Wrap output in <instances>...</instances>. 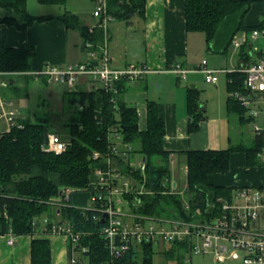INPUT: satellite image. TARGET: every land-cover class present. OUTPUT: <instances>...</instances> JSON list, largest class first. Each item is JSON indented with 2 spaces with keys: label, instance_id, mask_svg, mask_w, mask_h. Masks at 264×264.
<instances>
[{
  "label": "trees",
  "instance_id": "1",
  "mask_svg": "<svg viewBox=\"0 0 264 264\" xmlns=\"http://www.w3.org/2000/svg\"><path fill=\"white\" fill-rule=\"evenodd\" d=\"M37 1L42 5L64 6L68 0ZM253 2L185 0L186 31L204 33L210 48L224 53L239 32L264 28L263 21L259 26L244 24ZM108 4L109 13L115 21L129 23L136 16H144L146 0H108ZM0 11V24L15 26L21 31L35 23L54 19L53 16L30 14L27 0H0ZM58 19L67 29L80 32L84 51L86 42L94 43L96 47L102 45L105 35L100 28L96 27L91 33L89 26L69 12ZM35 55L34 48H0V72H30ZM228 79L229 94L243 90L245 75L242 72H230ZM11 81L10 78L11 87L16 88L15 82ZM124 83L117 84L118 95L104 89L68 90L65 93V100L74 114L67 123L69 139L62 138L68 146L61 154L45 149V135L50 134L49 118H39L33 122L28 117H21L19 123L22 127H14L0 135V235H34L40 228L47 233L52 224H69L73 232L80 235L76 244L69 239L70 253L82 252L89 264H153V244L144 245L141 251L132 249L124 257L113 259L102 234L104 223L94 219L95 211L72 205L71 197L64 206L55 205L58 199L64 198L66 189L91 192L93 167L97 163L92 160V154L99 152L101 159L111 155L114 147L111 135L118 131L122 143L132 147L127 158L118 157L114 161L133 181L134 191H137L128 196L132 211L149 216L186 215L181 193L172 190V153L163 146L166 125L159 105L154 101L147 102V127L141 130L137 108L129 106L122 99ZM187 106L189 132L194 133L206 119L200 90L188 88ZM227 107L229 116L237 115L241 126L248 124L244 117L245 109L230 95ZM230 142L227 149L184 153L187 168L184 194L188 197L191 215H195V210L205 212L208 202L216 197L231 195L234 188L212 184L209 178L213 174L229 172L232 153H244L249 167L259 166L257 153L261 148L260 139L254 138L252 145L234 144L232 138ZM134 153L143 156L144 171L140 166L131 164V154ZM139 185H144L146 193L137 194ZM43 216H48L45 219L48 223L43 222L41 226L40 219ZM56 217L60 218L59 222L53 221ZM176 248L167 250L166 254L173 256ZM31 256L33 264H49V242L46 239H34Z\"/></svg>",
  "mask_w": 264,
  "mask_h": 264
},
{
  "label": "crops",
  "instance_id": "2",
  "mask_svg": "<svg viewBox=\"0 0 264 264\" xmlns=\"http://www.w3.org/2000/svg\"><path fill=\"white\" fill-rule=\"evenodd\" d=\"M31 2L34 3L32 0H27V10L30 14H32L29 10ZM92 3L94 4V0H81V2L80 0H68L64 6L41 4L40 8L43 12L32 15L53 16L54 19L35 23L25 31H21L15 26L0 24V48H34L36 55L32 61L33 70L41 69L47 64L82 63L86 60V54L83 50L84 41L80 32L67 29L58 17L69 12L77 15L86 26H96L97 23L93 24L85 15V9H90ZM263 19L264 0H254L244 19V24L259 26ZM116 22H119V25L109 24L107 41L112 67L123 69L129 65L144 64L152 71L140 81L125 82L122 99L129 106L137 108L141 130H145L147 127V102L158 103L160 114L166 125L163 146L166 151L172 153L171 164L177 162L183 164L184 153L189 151L221 150L227 143L231 145V136H227L230 125L227 107L230 95L228 74L240 71L262 57L264 34L253 39L251 38L252 31L239 32L236 35L237 38H247L240 49H235L231 44L224 53L215 51L210 48L204 33H188L186 31L185 0H146L143 17L136 16L129 23ZM124 31L125 38H122L121 35ZM131 43L134 45L131 46ZM203 60L208 62L210 69L225 71L219 75L217 84L208 85L206 75L197 72V68ZM176 64H180L184 69L190 71L185 81H180L172 72ZM14 82V80L11 81V83ZM205 84L210 87L206 98L203 97V101L201 95V104L205 110L206 119L200 123L197 132L190 133L187 90L195 88L202 91L203 94ZM78 89L88 90L84 80L79 83ZM4 132H7V127L6 129L0 128V135ZM241 154L246 164V156L244 153ZM139 155L131 154L132 165L140 166L137 160ZM233 156H235L234 153L231 154L230 169ZM142 162H144V158L141 155ZM253 168L246 164V170L251 172L254 170ZM230 169L226 174L211 175L210 183L234 189L264 184V175L260 179L250 176L245 183L239 182L237 178L234 184L229 177L226 179ZM172 181L177 183V189L179 182L175 180L174 176ZM87 199L88 197L83 195H71L72 205L78 208L89 207L90 205L86 204ZM45 219H48V216H43L40 219L41 226ZM59 220L60 218L56 217L53 221L59 222ZM34 239H46L49 242L51 247L49 264H89L88 258L82 252L73 251L70 253V241L66 236L46 234L41 228L34 235L17 236L13 244H9V236L0 235V264H33L31 250ZM166 252L167 249H165L164 255L168 256ZM73 259L76 261L75 263L72 262Z\"/></svg>",
  "mask_w": 264,
  "mask_h": 264
},
{
  "label": "built area",
  "instance_id": "3",
  "mask_svg": "<svg viewBox=\"0 0 264 264\" xmlns=\"http://www.w3.org/2000/svg\"><path fill=\"white\" fill-rule=\"evenodd\" d=\"M94 5L93 16L98 23L89 30L92 33L96 27L100 28L105 36L99 47L91 42L85 43L84 62L47 64L30 72H0V121H5L7 132L14 127H22L19 123L21 112L14 107L12 100L5 101L2 96V89L9 88L13 76L26 75L61 84L71 92L78 91L79 83L84 80L88 90L104 89L118 95V83L140 81L152 72L144 64L129 65L123 69L112 67L107 41L109 24L114 18L109 13L108 0H94ZM261 34H264V28L252 31L251 38ZM246 40V37H235L232 45L240 49ZM207 63L203 60L197 72L206 75L208 84H217L219 75L225 71L210 69ZM172 72L180 81H185L190 71L176 64ZM240 72L245 75L243 90L230 93V96L245 109L244 117L253 129L254 138L261 140L257 158L259 166L264 168V53ZM117 132L111 135L114 144L111 155L101 159L99 152L92 154V160L97 163L92 172L91 205L85 208L96 212L95 220H104L102 234L113 259L124 257L132 249L141 251L144 245L153 244L167 250L173 247L186 250L190 254L186 259L188 264L192 254L212 256L215 264H264V184L235 188L229 197L218 196L209 201L206 211H199L198 215H191L188 199L184 206L185 216L169 219L135 213L128 199L134 192L133 181L114 163L118 157L127 158L132 147L123 144ZM44 146L49 152L61 154L68 143L58 134H49V144ZM140 167L144 171L145 163L142 162ZM63 193L65 196L57 200V207L68 203L73 192L66 189ZM46 234L64 235L74 244L80 237L69 224H52ZM7 236L9 244L17 238L12 233ZM72 262L76 261L73 259Z\"/></svg>",
  "mask_w": 264,
  "mask_h": 264
},
{
  "label": "rangeland",
  "instance_id": "4",
  "mask_svg": "<svg viewBox=\"0 0 264 264\" xmlns=\"http://www.w3.org/2000/svg\"><path fill=\"white\" fill-rule=\"evenodd\" d=\"M30 5V11L32 14H39L43 12L41 10V4L37 0H32ZM91 1V0H90ZM81 2V0H80ZM95 5L92 3L90 9H85V15L89 17L90 21L93 24L98 23V19L93 16ZM119 22L115 20L111 22L112 25H117ZM119 25V24H118ZM200 34V33H199ZM202 35V34H200ZM122 38H125V31L121 35ZM127 42V41H126ZM134 45L131 43V46ZM5 78V77H4ZM12 80L15 81L16 88H12L11 85L9 88L2 89L3 99L5 101L12 100L14 107L21 112L22 117H28L33 122L38 121L39 118H49V133L58 134L62 138L69 139V130L67 123L74 114V110L69 107L65 100V93L69 90L66 86L57 84V83H48L45 80L37 79L32 76H13ZM223 79V78H222ZM209 85V84H208ZM209 86L205 84V91H201L202 101L203 97L207 96ZM230 125L228 128L227 136H231L233 143H244L246 145H252L254 139V133L251 126L243 125L241 126L238 122L237 115L229 116ZM0 128L6 129V123L4 120L0 121ZM228 136V137H229ZM230 144L224 145V149L229 148ZM135 154V153H134ZM235 156L232 157V166L230 173L227 175L226 179H230L232 183L235 184V181L238 178V181L245 183L250 176H256L260 179L264 175L263 167L256 166L251 172L246 170V164L244 162L243 155L241 153H234ZM138 164L141 163V155L137 157ZM160 163V160H158ZM185 163V161H184ZM173 163L171 164V171L177 182H179V188L172 189L173 192H180L183 197V206L186 205V200L188 197L184 194L186 188V164ZM137 167V166H135ZM237 168V169H236ZM236 169V170H233ZM261 169V170H256ZM232 171V172H231ZM139 191L137 194L146 193L144 185H139ZM258 186V185H256ZM137 192V191H134ZM74 195H83L88 197L86 200L87 205H91V192L89 191H74ZM136 194V195H137ZM184 212V211H183ZM201 212V210H200ZM193 214L198 215L199 211H193ZM180 216V214L178 215ZM176 216V217H178ZM158 218H175V215L171 217L156 216ZM164 248L161 245L155 246V255L153 258V264H188L186 259L190 254L186 253L184 249H175V254L173 256L164 255ZM141 256V255H140ZM190 264H215L212 256H200V255H191Z\"/></svg>",
  "mask_w": 264,
  "mask_h": 264
},
{
  "label": "water",
  "instance_id": "5",
  "mask_svg": "<svg viewBox=\"0 0 264 264\" xmlns=\"http://www.w3.org/2000/svg\"><path fill=\"white\" fill-rule=\"evenodd\" d=\"M49 144V134L47 133L45 135V145H48ZM176 182L173 183V187L176 188ZM106 216V215H105ZM104 223V220L102 221Z\"/></svg>",
  "mask_w": 264,
  "mask_h": 264
}]
</instances>
